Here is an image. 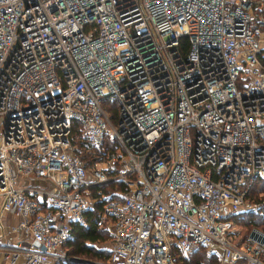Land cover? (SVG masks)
I'll return each instance as SVG.
<instances>
[{
    "label": "built area",
    "instance_id": "1",
    "mask_svg": "<svg viewBox=\"0 0 264 264\" xmlns=\"http://www.w3.org/2000/svg\"><path fill=\"white\" fill-rule=\"evenodd\" d=\"M257 176L264 0H0V264L81 258L72 224L110 180L109 253L90 264H180L199 246L264 264V230L235 227L264 203L246 192Z\"/></svg>",
    "mask_w": 264,
    "mask_h": 264
},
{
    "label": "trees",
    "instance_id": "2",
    "mask_svg": "<svg viewBox=\"0 0 264 264\" xmlns=\"http://www.w3.org/2000/svg\"><path fill=\"white\" fill-rule=\"evenodd\" d=\"M116 104V103H115ZM114 104V106H115ZM74 142L76 143L77 150L81 152L82 156L89 157L91 156L90 147L91 144H89L86 139L81 134V130L77 127H75L74 130ZM106 148L111 149L115 147L114 141H107L105 142ZM85 149L87 152H84ZM103 149V148H102ZM102 149H97V153L93 155V157H99L100 152ZM264 181L263 177H253L246 182V192L248 195L253 197L255 200L262 197V196H255V194H251V189L253 192V184L257 182ZM122 186V183L117 180H110L106 183H102L99 185H96L93 189V195L96 200H94V203L92 204V207L87 209L86 211V217L87 222L85 224L80 222H73L72 224V231L74 233V238L69 239L67 242V251L68 254H84L96 258H102L109 253V246L111 244V235L109 232V229H107L101 222V210L103 208L104 198L99 199V197L102 196L103 193L109 194V197H119L118 193H115L114 190L117 188H120ZM100 188V191L97 189ZM264 189V186L261 187ZM260 188V190H261ZM264 193V192H263ZM264 212V209H263ZM263 212H254L252 210L244 212L241 216L237 217L238 219L241 217H247L246 222L252 223L257 225V219H255L257 215L255 213H263ZM260 217V216H258ZM236 219V220H238ZM243 221V220H242ZM246 223V224H247ZM96 242L101 244L100 246L96 245ZM104 242H108L109 246L107 247L104 244ZM205 246H199L197 247L191 254L184 255L180 257L179 263L180 264H212L211 261L206 258L204 251L201 250ZM214 259V258H213ZM212 259V261H214ZM60 264H90L87 261L80 260V259H73L71 257H68L65 261L61 262Z\"/></svg>",
    "mask_w": 264,
    "mask_h": 264
},
{
    "label": "rangeland",
    "instance_id": "3",
    "mask_svg": "<svg viewBox=\"0 0 264 264\" xmlns=\"http://www.w3.org/2000/svg\"><path fill=\"white\" fill-rule=\"evenodd\" d=\"M112 105H113V103H112ZM102 148H104V147H99V146H96V147H93L92 146V147H90V150H91L90 154H91V156H89L88 158H94L93 155L97 153V149L99 150V149H102ZM82 150H84V152H87L85 149H82ZM262 186H264V181H262V182L260 181V182H258V184H257V182L255 184H253V192H252V189H251V194H255V196H258V194H259V196H262L261 198L256 199V201H261L262 198H263V196H264V193H263L264 192V189L261 188ZM260 188H261V190H260ZM263 209H264V203H260L259 207H257L255 210H252V211H254V212H263ZM255 214H257V215H253V216H256L255 219H257V222H258L257 225L256 224H252V223L251 224L250 223H247L245 221L246 218H247L246 216L245 217H241L239 219L236 218L238 220H236V226L235 227L238 230V232H237L238 235L241 236L242 234H245L252 226H256V227L261 228V229L264 230V212L263 213H255ZM258 216H260V217H258ZM101 220H102L101 223L107 229H109V220H108V217H106V216L103 217L101 215ZM96 245L97 246H100L101 244L100 243L98 244L96 242ZM102 245H104V246L106 245L108 247L109 246V243L108 242H104V244H102ZM201 250L204 251L206 258H208V260L211 261L212 264H218V261H217V257H216L215 252H213L208 247H203V248H201ZM75 255H77V254H75ZM78 256L81 257V258H79L80 260H84V261H87L89 263L91 262L92 259H96V257H92V256L84 255V254H80V255L78 254ZM212 259L214 261H212Z\"/></svg>",
    "mask_w": 264,
    "mask_h": 264
}]
</instances>
